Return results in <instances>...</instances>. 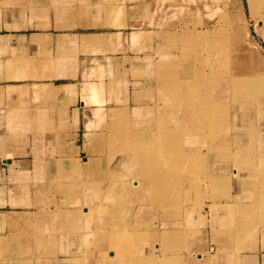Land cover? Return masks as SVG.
Wrapping results in <instances>:
<instances>
[{"label":"crops","instance_id":"1","mask_svg":"<svg viewBox=\"0 0 264 264\" xmlns=\"http://www.w3.org/2000/svg\"><path fill=\"white\" fill-rule=\"evenodd\" d=\"M241 4L264 53V0ZM112 6L98 0H0V264H264V211L243 204L244 223L232 228L225 221L233 206L223 207L237 203L238 196L248 199L253 190L246 177L258 178L264 168V125L253 118L233 110V122L218 142L206 148L180 145L185 154L205 156L211 185L228 181L233 186L229 171L237 175L240 169L243 176L239 195L232 187L224 198L211 196L215 206L196 219L188 217V223L181 203L185 177L176 181L173 217L154 222L153 208L137 185H129L134 179L121 174L124 160L114 138L119 139L114 133L120 130L112 121L127 111L123 101L135 119L151 105L138 103L117 75L133 70L138 58L150 60L147 54L113 52L137 21L128 10L122 17L120 7ZM132 31L124 50L131 49ZM229 83L217 86L225 100L233 94ZM89 84L102 89L101 103L86 100L82 88ZM260 113L263 108L256 109V119ZM89 121L94 123L90 129L84 126ZM229 148L232 155L226 160L237 169L219 160V151ZM83 174L85 182L96 176L104 183L97 197L75 189ZM91 206L90 220L85 212ZM223 208L228 213L221 216ZM134 228L146 237L126 247L134 255H118L104 241Z\"/></svg>","mask_w":264,"mask_h":264},{"label":"rangeland","instance_id":"2","mask_svg":"<svg viewBox=\"0 0 264 264\" xmlns=\"http://www.w3.org/2000/svg\"><path fill=\"white\" fill-rule=\"evenodd\" d=\"M77 1L85 0H75V2ZM98 1L115 5L116 7L112 6L113 9L120 7L123 13L122 17L128 10V15L137 21V24L131 29L137 32L136 39H132V33L129 37L131 49H123L125 40L131 31L128 29L122 33L123 41L113 52L126 51L125 54H137L138 56L147 54L148 60H150L148 63L145 58H138L136 64H133V70L121 71L117 76L121 77L123 81H127L130 94H136L138 103H148L151 106L148 107V111L143 117L135 119L130 117L127 102L123 101L121 107H126L129 118L125 114L126 112H121L118 117L115 116L112 124L120 130L114 133L119 139L114 138L116 144L119 142V149L122 151L121 155L124 160L121 174L126 175L128 180L134 179L131 183L129 182V185H137V193L142 195L141 197L146 200L145 203H149L153 208L154 222L165 216L173 217V212L175 213L173 204L178 203V200H174L175 197L177 198L174 188L177 187L176 181L179 176L186 179V196L181 200L184 206L185 222L188 217L196 219L198 218L197 214L209 212L208 210L215 206L214 200L211 202V196L214 197L217 194L219 198H224L228 196L232 187L239 195L241 193L239 184L243 180L242 171L239 168L237 175H232L229 171V177H234L233 186L229 185L228 181L211 185L207 182L206 176L209 172L207 160L203 155L197 157L192 153L185 154L181 150L172 151L171 154L176 153L178 157L188 160L186 165L178 168L171 163L162 164L160 157L157 165V162L150 158V152L144 154L139 161H136L134 156L137 155V149L140 151L141 148H144L143 146L148 140L147 131L156 133L153 134L156 135L154 136L157 144L155 148L168 139L178 141L176 149H180L182 142H187L186 139L187 143L202 145L206 148L209 144L215 143L217 136L221 132L224 133L233 122L230 115L233 110L244 115L245 118H253L254 123L256 121L257 124L264 125V113H260L259 119L254 116L257 108H263L264 111V53L254 41V32L246 19L241 0ZM116 17L118 19V15ZM230 80L232 84L235 83L233 85L234 93L230 100H225L221 94V87L217 88V86L227 87ZM101 90L99 86L92 84L82 88L86 100L90 103L103 101L99 98ZM120 96L124 100L123 92ZM98 109L100 111L101 107ZM98 109H95V113ZM207 110H212L215 114V116L212 115V122L202 126L201 131L197 130L185 135L182 127L187 119L201 118L203 117L201 115L206 114ZM95 113L96 120L99 122L100 112L97 115ZM239 121L237 122L239 123ZM253 122L249 120L250 124ZM93 125L94 123L88 129ZM230 150L231 148L219 151V160L232 165V163L234 164L232 159L226 160L231 158ZM233 153L237 154L236 151ZM234 157L237 164L241 163L238 156ZM233 166L236 168L235 164ZM260 169L258 178L246 177V186L252 188V195L247 196L246 200H242L238 196L237 203L223 206L227 208L233 206L225 221L228 223L227 226L232 228L236 225V227L242 226L244 223L241 216L243 204H249L254 211H264V168ZM146 171L147 174H145ZM85 179L86 175L83 174L82 182L77 183L75 189L79 192L81 190L90 193L91 197H97L96 190L103 187L104 183L96 181L98 179L96 176L90 183L85 182ZM126 185H123L122 190ZM235 185H237V189ZM165 191L166 194L163 197ZM209 202L212 204L207 205ZM180 210L182 211V209ZM220 210L222 211L221 216L228 213L226 208ZM92 212H94L93 206L85 212L90 220ZM254 218L257 216L250 217L251 224L256 222ZM140 230L134 228L131 232L128 230L118 231L116 235L107 237L104 241L109 248H116L118 255H122V252L127 255L135 254L133 250L127 251L126 247L134 241H146L144 233ZM87 234L89 233H84L85 237ZM72 244L76 245V242L73 241ZM111 251L113 252V250Z\"/></svg>","mask_w":264,"mask_h":264},{"label":"bare ground","instance_id":"3","mask_svg":"<svg viewBox=\"0 0 264 264\" xmlns=\"http://www.w3.org/2000/svg\"><path fill=\"white\" fill-rule=\"evenodd\" d=\"M226 29V28H225ZM221 31V30H220ZM132 39H136L135 37L137 36V32L136 31H132ZM186 34V33H185ZM199 34V33H198ZM227 34V33H226ZM229 35V34H228ZM188 36V35H187ZM190 36V35H189ZM198 36V35H197ZM192 38V37H191ZM194 38V37H193ZM225 38H226V35H225ZM198 45V44H197ZM227 45V44H226ZM221 48V47H220ZM222 49V48H221ZM187 62V61H186ZM236 63V62H235ZM233 64V63H232ZM249 65V64H248ZM229 66V65H228ZM233 66V65H232ZM188 67V66H187ZM249 67V66H248ZM196 68V67H195ZM181 69V68H180ZM200 71V70H198ZM202 71V70H201ZM220 71V70H219ZM227 71V70H226ZM230 71V70H229ZM192 72V71H191ZM203 73V72H202ZM225 73V72H224ZM198 75V74H197ZM229 75V74H228ZM235 76V75H234ZM249 76V75H248ZM254 76V75H253ZM259 76V75H258ZM183 77V76H182ZM187 77V76H186ZM227 77V76H226ZM230 78V77H229ZM182 79V78H181ZM185 79V78H184ZM219 79V78H218ZM226 79V78H224ZM239 79V78H238ZM245 79V78H244ZM186 80V79H185ZM205 80V79H204ZM219 81V80H218ZM225 81V80H224ZM234 82V81H233ZM238 82V81H237ZM249 82V81H248ZM259 83V81H258ZM261 83V82H260ZM192 84V83H191ZM218 84V83H217ZM235 84V83H234ZM233 84V85H234ZM264 84V83H263ZM179 85V84H178ZM230 85V83H229ZM263 86V85H262ZM235 87V86H234ZM171 88V87H170ZM177 88V87H176ZM173 89V88H172ZM182 89V88H181ZM188 91V90H186ZM205 91V90H204ZM258 91V90H257ZM234 93V92H233ZM208 94V93H207ZM236 94V93H235ZM249 95V94H247ZM254 96V95H253ZM232 97V96H231ZM251 97V96H250ZM240 98V97H239ZM244 98V97H243ZM254 99V98H253ZM257 99V98H256ZM219 101V100H218ZM264 101V100H263ZM187 102V101H186ZM249 104V103H248ZM216 105V104H215ZM211 106V105H210ZM231 106V105H230ZM221 107V106H220ZM259 107V106H258ZM217 108V107H216ZM221 109V108H220ZM215 112V111H214ZM236 112V111H235ZM250 112V111H249ZM252 112V110H251ZM98 111H96V115H97ZM190 114V113H189ZM217 114V113H216ZM212 115L215 116V114L212 112V110H207L206 114H203L201 116V118H198V117H192V120H184L186 121L184 123V126L182 127V131L185 135H188L189 132H193V131H197V130H200L201 131V128L202 126H205L206 124H210L212 121ZM226 115V114H225ZM232 115V114H231ZM97 118V117H96ZM87 122V121H86ZM210 122V123H209ZM225 123V122H224ZM93 124V122L89 121L88 123H86L84 126H86V128H89L91 125ZM208 126V125H207ZM223 127V126H222ZM237 130V129H236ZM239 130V129H238ZM199 131V133H200ZM253 131V130H252ZM203 133V132H202ZM153 134H156L155 132H151L150 133L147 131V136H146V133L144 134L148 140H146V146L144 145L143 147L144 148H141L140 151H138V149L136 150L137 152V155L134 156V159L136 161H139L141 158H143L144 154L146 155V153L150 152V158L153 160V161H156L157 162V165H158V160H159V157H160V161H162V164H165V163H171L173 166H176L177 168L180 167V166H184L188 163V160L186 158H181V157H178V155L175 153V154H171L172 151L174 150H180L179 148H177V143L178 141L176 140H173V139H168V140H165L163 144H160L158 145V147L155 148V146L157 145L156 144V140H155V137L156 135H153ZM236 134V133H235ZM150 135H153L150 137ZM184 135V136H185ZM201 135V134H200ZM172 136V134H171ZM143 137V135H142ZM154 137V138H153ZM172 138V137H171ZM137 141V140H136ZM186 141L188 142V140L186 139ZM158 144H159V140L157 141ZM185 142V143H187ZM145 143V142H144ZM166 143V145H164ZM249 144V143H248ZM230 146V145H229ZM176 147V148H175ZM226 147V146H225ZM240 148V147H239ZM244 149V147H243ZM227 152V151H226ZM225 153V152H224ZM251 157V156H250ZM128 159V158H127ZM263 165H264V162H262ZM156 165V166H157ZM158 167V166H157ZM263 172V171H262ZM148 172L146 171L145 174H147ZM142 176V175H141Z\"/></svg>","mask_w":264,"mask_h":264}]
</instances>
